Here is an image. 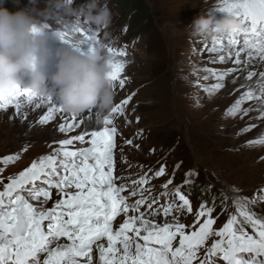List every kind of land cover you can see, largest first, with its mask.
Here are the masks:
<instances>
[{
	"label": "snow or ice",
	"instance_id": "6c2138e0",
	"mask_svg": "<svg viewBox=\"0 0 264 264\" xmlns=\"http://www.w3.org/2000/svg\"><path fill=\"white\" fill-rule=\"evenodd\" d=\"M217 11L223 17L237 19L242 27L233 33L213 37L211 44L206 43L201 51L210 54L212 63L231 61L234 66L219 71L205 67L200 70L204 75L194 70L197 78L192 82L193 86L202 88L211 99L225 87L226 78L234 77L230 82L234 86L239 84L234 90L240 94L225 110V118L239 116L243 119L257 111V119H264V71L257 73L246 67L254 55L264 61V0H222ZM57 34L65 43L73 42V34L83 37L84 44L98 43L97 35L79 23L72 29L64 27ZM108 52L113 58L127 55L126 51L112 47H108ZM241 53H247L249 59L243 60ZM125 65V60L113 59L111 79L114 88L123 89L127 83L122 78ZM245 71L247 75L240 82L241 78L235 74ZM209 80L215 82L202 83ZM134 95L113 106L111 113L104 117L101 130L62 139L52 154L33 161L16 176L0 179L3 185L0 191V264H95L94 246L99 253V264H264V218L250 208L256 202L255 198L233 197L235 212L216 229L215 199L213 206L201 203L194 212L182 185L169 191L172 178L161 186L164 191L160 195L171 197L166 203L160 204L150 195L152 189L145 185L164 176L165 165L152 175L145 173L138 180H132L131 185L117 183L126 178L115 175L117 127L110 125H113L114 115L125 116V106ZM196 100L199 106V97ZM22 102L28 105L35 102L37 109L43 104L48 106L47 114L39 121L41 124L48 123L56 113L64 112L50 97L40 101L27 89H19L15 99L0 102V109L14 107L19 113ZM249 102H254V106L244 107ZM88 114L91 118L93 112L89 110ZM70 119L67 124H59L61 133L71 132L83 123L74 114ZM254 127V124L249 125L241 132ZM86 137L90 138L86 140ZM76 141L88 146L70 148ZM258 145H264V134L247 142L249 147ZM18 159L19 153H16L2 157L0 161L8 165ZM172 175L174 177L175 173ZM195 175L197 173L190 170L183 183L191 184ZM208 188L210 190L211 185ZM53 189L60 199L52 208L46 209L43 205L51 200ZM233 191L238 193L239 189L233 188ZM145 192L149 195L145 196ZM261 194L264 189L258 190L257 195ZM221 195L224 200L228 199L223 192ZM137 196L139 198L133 203L128 202L130 197ZM145 205V211H141ZM185 211L194 214L192 225L181 223L180 217L173 215ZM161 212L165 218L171 216L172 219H165L161 225L149 218L159 216ZM121 214L125 219L114 228V222ZM62 240L66 242L61 243ZM177 240L178 246L174 245ZM202 250L203 257L199 255Z\"/></svg>",
	"mask_w": 264,
	"mask_h": 264
},
{
	"label": "rangeland",
	"instance_id": "374dc122",
	"mask_svg": "<svg viewBox=\"0 0 264 264\" xmlns=\"http://www.w3.org/2000/svg\"><path fill=\"white\" fill-rule=\"evenodd\" d=\"M9 1L10 4H3L0 7L16 12L32 7L43 10L48 6V0H35V3L32 0ZM139 2L146 8L147 14L135 20L132 14V16L125 15L120 0H100V3L113 15L112 26L108 29L111 35L105 40L107 47L124 50L127 53L125 57H114L126 61L122 78L127 81L123 89L119 86L114 88V106L135 93L129 105L125 106V116L114 115L113 125H110L117 127L115 136L117 147L114 150L115 175L126 178L123 181L118 180L117 183L131 185L132 180H138L145 173L152 175L161 165H165L166 174L152 179L150 184L145 185L152 189L150 195L157 198L160 204L166 203L171 198L160 194L164 191L161 186L172 178L173 184L169 185V191L171 192L175 186L182 185V191L190 199L194 212L199 209L201 203L207 202L208 206H213L215 199L213 217L217 220L214 225L216 229L221 228L235 212L232 198L236 195L255 198L256 202L251 204L250 208L259 217L264 218V199H261V195L264 194L257 195L258 190L264 189V174L258 177L256 170L254 172L256 180H254V176H249L245 171L247 155L242 146L244 138L241 135L243 129L241 122L250 115H254L251 116L252 122L258 121L255 126L262 134H264V122L262 119H257V111L250 112L243 119L239 116L234 119L225 118V110L240 94L234 90L239 88V84L234 86L230 82L234 77L226 78L225 87L211 99L202 88L198 89L192 83L197 78L193 74L194 70L199 75H204L200 70L205 67L219 71L234 66L231 61L212 63L210 54L201 51L206 43L211 44L212 38L195 35L188 28L200 15L223 18V14L217 11L222 6V0H139ZM88 3L89 0H74L72 7L79 8ZM48 22L50 28L47 44L52 50H56L62 44L56 33L63 30L66 19L62 13H59L53 15ZM80 26L91 29L98 40L103 39L101 29L88 26L83 21H80ZM73 38L83 37L73 34ZM95 47L96 44L90 42L81 45L80 50L88 53ZM57 59L50 57L42 69L49 77L48 86L52 88L55 86L51 81V75L56 71ZM235 76H239L240 82H243V76L246 75L236 73ZM214 82V80L202 81L205 84ZM56 91L53 92V103H59ZM196 97H199V106ZM250 103L254 106V102H249L244 107H248ZM9 110L10 108L0 109V158L19 153V159L8 165L0 161V168H3L0 179L16 176L33 161L52 154L53 150L59 147L60 140L71 138V135H67L48 139L46 141L51 140V142L43 146H39L36 141L29 142L19 132H11V125H8L11 124L10 121L5 125ZM3 112H6L5 116ZM202 126L212 128V135H207L206 132V140L199 136ZM87 139L89 137H86ZM128 140H132L133 143L128 144ZM87 146L76 141L69 147ZM258 147L264 154V145ZM153 149L154 152L151 151ZM178 164L179 168L176 167ZM259 169L264 173V159L261 160ZM190 170L195 171L197 175L191 178L193 181L191 184H184L185 174ZM173 173H175L174 177ZM209 185H211L210 190ZM233 188L239 189V192H234ZM2 190L3 185L0 184V191ZM222 192L228 197L227 200H224ZM148 195L149 193L145 192V196ZM138 198V196L130 197L128 202L133 203ZM59 199L60 196L53 189L51 200L43 207L50 209ZM145 209L146 205L141 211ZM173 215L179 216L180 222L185 225H192L195 219L194 214L186 211L174 212ZM149 218L161 225L165 219L169 221L172 219L171 216L165 218L162 212L159 216ZM124 219L121 214L114 222V228H118ZM248 230L250 231V228ZM64 242L66 241H61ZM104 243L106 245V241ZM174 245L178 246V240ZM199 255L203 257V250ZM98 257L99 253L94 246L95 264H99Z\"/></svg>",
	"mask_w": 264,
	"mask_h": 264
},
{
	"label": "clouds",
	"instance_id": "9594fccd",
	"mask_svg": "<svg viewBox=\"0 0 264 264\" xmlns=\"http://www.w3.org/2000/svg\"><path fill=\"white\" fill-rule=\"evenodd\" d=\"M73 2L48 0V6L43 10L32 7L16 12L0 7V102L15 99L19 89H27L40 101L58 90L59 106L66 113L82 116L95 109L100 121L111 112L115 101L111 79L114 58L109 54L105 40L111 35L108 29L112 26L113 15L100 0H89L87 5L79 8L72 7ZM59 13L66 19L65 27L72 29L83 21L101 29L103 39L98 40L96 47L88 53L80 50L84 44L80 38H73L72 43L62 42L54 53L58 59L56 71L51 75L55 86L52 88L42 69L53 55L47 44L48 21ZM241 27L237 19L229 16L216 19L200 15L188 28L195 35L213 38L233 33Z\"/></svg>",
	"mask_w": 264,
	"mask_h": 264
},
{
	"label": "bare ground",
	"instance_id": "6f19581e",
	"mask_svg": "<svg viewBox=\"0 0 264 264\" xmlns=\"http://www.w3.org/2000/svg\"><path fill=\"white\" fill-rule=\"evenodd\" d=\"M52 51H53V55L51 57L55 58L56 57L54 54L55 50L53 49ZM242 59L243 60L249 59V57L247 56V53H242ZM246 67L248 71H256L257 73H259L260 71H264V61H261L258 56L254 55L253 59L251 60V63L247 65ZM243 73L247 75L246 71ZM52 97H53V94L50 96V99L53 102ZM54 104L59 105V103H54ZM47 107L48 106L46 104H43L40 109H37L35 107V102L32 105H28L26 102H22L19 113H17L14 107L10 108V110L7 112L8 113L6 117L7 122L5 123V125H7V123L10 121L11 124H8V125H11L10 127L11 132H14V131L19 132L23 138H26L29 142L36 141L39 144V146H43L44 144L51 142V140L46 141L48 139H54V138L56 139L59 137H65L67 135H71V136L79 135L85 131L87 132L98 131L104 127V120L98 121L94 113L95 109H92L91 111L93 112V114L91 118L89 117L88 113L82 116H77L78 121H83V123L80 125L79 128H76L71 132L61 133L59 131V124L61 123L67 124L71 122V119H70L71 114L66 113V112L56 113L54 117L48 123L41 124L39 121L43 115L47 114V111H46ZM2 114H4L5 116L6 112H3ZM256 115L259 116V112ZM251 116L252 115H250L247 119L241 122L243 129H245L249 125H253V124L257 125L256 122L258 121L252 122V117H254V115L252 117ZM262 121L264 122V119H262ZM208 127L202 126L200 128L199 136L201 137V139L206 140L207 135H212V128H208ZM206 132H207V135H206ZM241 135H243V138H244L242 139V146H244V151L246 152V155H247V158L245 160V165H244V167L246 168L245 171L247 172L249 176H254V180H256V174L257 176L264 174L263 170L259 169V165L262 160L261 157H264V154L260 152V149H261L260 147L258 146L249 147L247 146V142L261 137L262 133L261 131L257 130L255 126L254 128H251V130L249 131H245L243 133L241 132ZM256 170H257V173L254 175V172Z\"/></svg>",
	"mask_w": 264,
	"mask_h": 264
},
{
	"label": "trees",
	"instance_id": "16d2710c",
	"mask_svg": "<svg viewBox=\"0 0 264 264\" xmlns=\"http://www.w3.org/2000/svg\"><path fill=\"white\" fill-rule=\"evenodd\" d=\"M10 2L11 1L9 0H0V6L3 4H10ZM120 3L122 6V10L125 12V15H133L135 20L147 14L146 8L140 4L139 0H120Z\"/></svg>",
	"mask_w": 264,
	"mask_h": 264
}]
</instances>
